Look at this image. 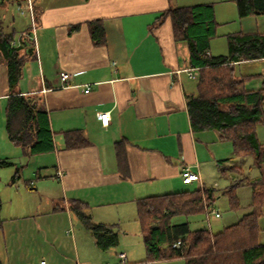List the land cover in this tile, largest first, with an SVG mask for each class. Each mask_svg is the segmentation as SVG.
<instances>
[{"label":"crops","instance_id":"obj_1","mask_svg":"<svg viewBox=\"0 0 264 264\" xmlns=\"http://www.w3.org/2000/svg\"><path fill=\"white\" fill-rule=\"evenodd\" d=\"M32 2L36 54L26 63L17 91L42 97L57 132V149L27 156L10 141L5 108L11 88L0 53V161L11 163L0 169V175H12L14 183L10 189L0 185V260L2 264L109 263L103 252L114 246L104 250L96 245L91 231L72 211L73 200L86 203L95 222L122 225L137 220L139 198L184 191L188 184L213 187L219 174L236 162L231 143H224L218 131L193 130L186 96L194 91L195 80L184 71L189 68L188 46L175 39L169 16L161 24H155L157 18L169 8L214 4L219 26L210 51L226 55L228 35H264V14L240 16L236 0ZM93 22L104 27L103 44L92 37ZM214 42L221 43V52L214 50ZM254 60L262 66L249 68ZM236 65L243 66L241 75L255 76L247 82L248 89L264 87V57L242 58ZM61 72L70 73L65 83ZM102 112L110 115L107 126L100 120ZM71 129H81L90 143L65 148L63 131ZM120 140H124L121 160L116 150ZM226 158L231 162L222 164ZM186 167L198 173L199 180L184 183ZM47 186L57 187L63 202L42 210L24 187ZM12 191L26 201L22 209L12 200L17 213L8 215L2 199ZM259 226L264 242V215ZM123 250L119 264H143L146 259L130 261L132 252Z\"/></svg>","mask_w":264,"mask_h":264},{"label":"trees","instance_id":"obj_2","mask_svg":"<svg viewBox=\"0 0 264 264\" xmlns=\"http://www.w3.org/2000/svg\"><path fill=\"white\" fill-rule=\"evenodd\" d=\"M8 1L0 0V53L7 66L11 94L5 108L6 129L10 141L19 146L27 156L56 151L55 135L47 110L39 95H21L19 82L28 60L35 57L36 47L30 29L17 41L15 27L8 31L1 12ZM18 5L26 0H14ZM240 16L264 14V0H236ZM172 20L174 36L185 42L189 50V68H198L195 89L187 93V107L193 130H216L222 140L232 145V158L253 157L260 174L243 176L223 194L230 198V207L242 208L237 187L245 183L251 188L248 209L234 223L214 232L209 226L192 229L189 222L172 223L177 215L206 214L217 199L213 187L149 196L137 200V220L140 223L147 257L143 264L153 261L183 259L185 264H264V242L260 241L259 220L264 215V143L257 134L259 124H264V87L252 90L246 84L253 75H236V64L242 58L264 57V35L230 34L229 52L213 55L211 41L217 36L219 23L214 4L202 3L169 8L156 20ZM91 24L92 37L97 44L105 42L104 27ZM210 53V54H209ZM65 148H77L90 142L81 129L63 131ZM124 140L117 141L116 150L121 160ZM232 158L222 160L231 162ZM11 164L0 161V169ZM233 169L241 170L238 166ZM245 181V182H244ZM72 211L83 226L91 231L96 245L108 249L118 244L115 225L95 222L80 200L71 202ZM0 199V211H1ZM0 221H2L0 219ZM181 241L179 246L174 244ZM0 264H2L0 260Z\"/></svg>","mask_w":264,"mask_h":264},{"label":"rangeland","instance_id":"obj_3","mask_svg":"<svg viewBox=\"0 0 264 264\" xmlns=\"http://www.w3.org/2000/svg\"><path fill=\"white\" fill-rule=\"evenodd\" d=\"M22 5H23V9L18 10V4L14 0H11L8 1L7 4L1 9V12L3 13L4 16L3 24L5 25V29L11 31L12 28L15 27L17 30L15 36L16 39L20 37L21 32L23 30L26 29L32 30L31 19H30L29 10L27 8V4L24 2ZM221 48L222 46L220 42H216V43L214 42V50H216L217 52H221L222 50ZM249 63H251L249 66V68L251 69L257 67L258 64L259 67L262 66L263 64L257 60L251 61ZM243 70H244L243 66L236 65V75L240 76L243 73ZM254 78L255 76L253 75V77L249 79L248 82ZM257 134L260 141L264 143V124L258 125ZM224 143H227L228 145L230 142L227 141ZM232 164L241 167V170L238 171L237 169L229 168L225 174L222 173L219 174V176L215 181L217 182V185L215 184L213 186L216 190L217 199L213 203L211 208H214L215 212L218 211L221 214L220 216H216L212 212L208 213V218L206 214L189 215V216L177 215L173 217L172 223L177 224V223L189 222L192 229H198L204 226H209L214 232H217L222 230L225 226L236 222L248 209V204L251 200V188L245 183L237 187V194L240 197V201L242 204V208L239 210L231 209L230 198L228 195H224L222 193V190L227 186L233 185L238 180V178H241L243 176L256 177L257 175L260 174V171L256 166H254L252 156L236 157V162L231 163V165ZM8 169L10 168H4L2 171H6V170L8 171ZM0 177H1L0 180L1 186L8 187L9 189L13 187L14 183L12 182V175L2 172ZM22 185H24L23 182ZM197 186H198L197 184L183 185L184 189L182 190L194 189L197 188ZM24 188L26 189L27 191L26 193L30 197V199L34 200L33 203L34 204L37 203V205L42 207L41 208L42 210H47V208H49L52 203L56 204V202L57 203L63 202V199L61 198V195L59 194V189L57 187L47 186L45 190H43L42 187L39 190L30 189L31 187H24ZM12 196H15V193L13 191L10 192L9 194H6L5 197L2 199L3 205H5V209H6L5 214L8 215L17 213L14 206L11 204L12 200L17 205L21 204L22 209H23V203L24 201H26L25 200L26 197L19 198L20 196L18 197L17 196L12 197ZM77 221H79V219H77ZM115 229L118 231V234L120 235L119 243L116 246L110 248L109 250L103 252L109 262L106 263L105 261V263L103 264H119L120 263L119 255L122 251H124L123 250L124 248H127L130 251V253L132 252L131 256L129 255L130 261L133 260V258L139 260L147 257L146 248L144 246L143 240L140 235L141 226L137 220L124 222L122 223V225L115 226ZM0 241H1V232H0ZM93 247H95V244H93ZM151 264H185V261L183 259H179L173 261L171 260V261H163V262H153Z\"/></svg>","mask_w":264,"mask_h":264},{"label":"built area","instance_id":"obj_4","mask_svg":"<svg viewBox=\"0 0 264 264\" xmlns=\"http://www.w3.org/2000/svg\"><path fill=\"white\" fill-rule=\"evenodd\" d=\"M28 4H27V8L29 10V14L31 16V28H32V38L34 39L35 42V29H36V13L34 11V5L32 0H27ZM19 10H22L23 7L22 5L19 6L18 8ZM24 12V11H22ZM27 33L23 32L21 34V36H25ZM210 54V53H209ZM184 71L187 73V75L191 78V79H197L199 77V70L198 68H186L184 69ZM70 77V73L68 72H61L60 73V78L61 80L65 83L67 82V80ZM86 91H89V89H86ZM100 120L102 122V125L107 126L110 122V115L108 112H102L99 115ZM182 177H183V181L184 183H191L193 181L199 180V174L196 172H193L192 170H190L189 167H186L183 171H182ZM209 212H212L213 214H215L216 216H220V213L218 211L215 212L214 208H209ZM181 244V241H178L174 244L175 246H179ZM41 264H45V261H41Z\"/></svg>","mask_w":264,"mask_h":264}]
</instances>
